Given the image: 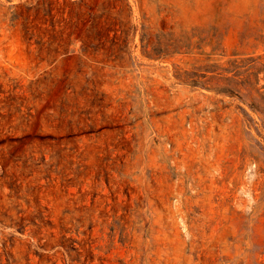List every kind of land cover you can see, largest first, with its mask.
<instances>
[{"label":"rangeland","instance_id":"rangeland-1","mask_svg":"<svg viewBox=\"0 0 264 264\" xmlns=\"http://www.w3.org/2000/svg\"><path fill=\"white\" fill-rule=\"evenodd\" d=\"M0 264H264V0H0Z\"/></svg>","mask_w":264,"mask_h":264}]
</instances>
